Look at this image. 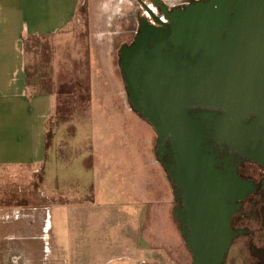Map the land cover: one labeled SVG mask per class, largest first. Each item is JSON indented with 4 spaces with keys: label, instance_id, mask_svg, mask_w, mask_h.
Returning a JSON list of instances; mask_svg holds the SVG:
<instances>
[{
    "label": "crops",
    "instance_id": "obj_1",
    "mask_svg": "<svg viewBox=\"0 0 264 264\" xmlns=\"http://www.w3.org/2000/svg\"><path fill=\"white\" fill-rule=\"evenodd\" d=\"M110 1L88 0L87 4L92 30L90 102L85 120L88 132L96 138L92 139L87 156L82 155L75 163L87 183L79 199L72 196L77 203L68 212L64 211V218L69 223H74L70 221L74 219L77 224H92L97 213L103 225L114 222L112 239L117 255L108 260L146 264L136 258L159 255L147 240L149 216L164 202L163 195L169 193L172 198V184L155 158V132L131 109L128 100L124 101L110 44H103L93 35L106 30ZM78 3L79 0H0V169L25 170L31 174L25 186L22 183L27 176H10L15 180L7 183L11 189L17 188L10 200L5 194L6 180L0 184V243L5 244H0V264L4 258L7 264H20L21 258L23 264H32L29 257L33 255L35 242L43 239L45 226L54 218L52 207L56 209L57 224L63 216L66 183L58 162L64 159L52 158L53 162L51 159L53 174L46 169L50 159L46 135L56 98L50 93L29 90L24 41L28 37L46 38L62 31L74 18ZM98 54L104 59V69L97 61ZM81 128L77 122L78 133ZM38 175L40 180L35 181ZM94 175L100 177L99 184ZM20 177L24 178L20 180ZM124 187L129 197L123 203L111 204V210L108 204L97 205L93 190L118 194ZM84 199L89 203H78ZM150 226L154 233L158 232L156 223ZM176 233L179 234L177 225ZM101 237L104 241L110 240L107 232Z\"/></svg>",
    "mask_w": 264,
    "mask_h": 264
},
{
    "label": "water",
    "instance_id": "obj_2",
    "mask_svg": "<svg viewBox=\"0 0 264 264\" xmlns=\"http://www.w3.org/2000/svg\"><path fill=\"white\" fill-rule=\"evenodd\" d=\"M160 3L158 26L143 23L120 48V75L131 109L155 132L156 160L182 191L188 211L179 220L191 229L184 240L195 248L193 264H221L233 203L253 186L217 174L213 147L236 149L241 120L253 113L249 128L264 139V0L193 1L173 14Z\"/></svg>",
    "mask_w": 264,
    "mask_h": 264
},
{
    "label": "rangeland",
    "instance_id": "obj_3",
    "mask_svg": "<svg viewBox=\"0 0 264 264\" xmlns=\"http://www.w3.org/2000/svg\"><path fill=\"white\" fill-rule=\"evenodd\" d=\"M141 1L152 12L158 13L151 0ZM161 1L171 7L180 6L192 0ZM122 3L124 6L121 5ZM87 4L88 0H79L74 18L59 33L46 38L28 37L24 41L29 90L41 92L42 88L50 89V94L56 98L46 135L49 150L48 159L50 158L46 164V169L51 170L53 174V165L50 167L53 162L52 158L64 159L58 163L59 166L62 165L65 174V193L67 195L66 203L63 204L65 206H62L64 209L61 210L63 216L59 218L58 224L55 217L56 209L52 207L54 218L50 225L45 226L43 239L35 242L32 250L33 255L29 257L32 264H127L126 261L119 259L108 260L110 257L117 255L114 254L116 250L112 239L115 229L114 222L109 223L110 225H103V219L97 213L92 224H77V220L74 219L70 220L74 223H69L64 218V211L67 209L65 212H68V208L77 203L72 199V196L78 198L86 188L87 182L76 168L75 163L79 161L82 155L87 154L88 148L92 146V139L96 138L88 132L87 119L85 120V117L89 114L88 103L76 98L82 95L84 99L89 93L90 36L92 28L89 25ZM108 10L105 17L108 22L107 25L105 24L106 30L93 35L102 40L103 44L105 42L110 44L115 72L121 83V88L124 90V101L127 103V96L118 66L119 50L122 45H128L133 41L139 28V17L148 16V13L137 0H112L108 4ZM102 28L104 27L102 26ZM100 55L98 54L97 61L104 69V59ZM93 58H95L94 52ZM94 62L95 59H93V69L95 68ZM60 91L63 92V95L58 96L57 93ZM77 122L83 127L79 133L76 131ZM69 164H71L70 168ZM68 172L73 175L75 180L69 178L70 174ZM17 174L27 176L22 183L25 186V181L29 179L28 175H31L30 172L25 170L17 172L0 169V184L5 180L6 183L14 182L15 177L11 178L10 176H16ZM24 177H20V180ZM94 177L96 184H99L101 182L100 177L96 175ZM36 180H40V175ZM9 183H7L5 191V194L9 197L7 200H10V196L15 197L17 190L16 187L11 189ZM93 191H95L97 205L104 206L108 204L110 210L113 208L112 205L123 203L126 197H129V194H126L128 191L125 187L118 194L106 190L98 193L97 190ZM161 198L164 199V202L157 205L156 213L153 210V213L149 216L147 227V240L150 247L155 248L159 255L136 259L146 264H190L191 258L187 253L185 241L180 234L176 233L172 198L169 193ZM87 201V199H84V201L78 203L87 204L89 203ZM72 210L74 211V209ZM150 223H156L157 233L153 232ZM249 226L250 228H260V224L256 223L249 224ZM106 232L110 238L108 241L102 240L101 237ZM254 243L258 246H264V231L263 233L259 232L254 237ZM0 244L5 246L4 242ZM247 244V237L237 241L236 246L237 248L240 246V249L236 251L235 247L233 248L228 257V264H257L258 258ZM4 259L3 264H7V258ZM19 261L20 264H23L22 258Z\"/></svg>",
    "mask_w": 264,
    "mask_h": 264
},
{
    "label": "flooded vegetation",
    "instance_id": "obj_4",
    "mask_svg": "<svg viewBox=\"0 0 264 264\" xmlns=\"http://www.w3.org/2000/svg\"><path fill=\"white\" fill-rule=\"evenodd\" d=\"M193 1L201 0H192L186 4L180 6H171L167 7V13H175V9H184L185 6L189 5ZM205 1V0H204ZM152 4L157 8L158 13H154L152 17L148 13V16L139 17V27L143 23L151 24L158 26L155 22L156 19H162L164 13L161 11L158 6L160 3L159 0H151ZM164 4V3H163ZM151 10V9H150ZM152 11V10H151ZM139 29V28H138ZM138 31V30H137ZM134 40V39H133ZM132 43V42H131ZM130 43V44H131ZM128 44V45H130ZM124 46V45H122ZM121 46V47H122ZM120 47V48H121ZM210 112H215L221 114L222 111L208 109ZM257 116L256 113L251 114L250 116L244 117L241 120V125L238 135H243L244 140L240 141L236 149L231 150L230 146H233V143H223L222 145L216 144L213 147V161L214 169L216 173H234L240 180L250 183L253 186V191L248 193L242 200H237L233 204L237 205V208L233 209L230 213V222H229V237L230 244L225 255V261L221 264H228V257L235 247L236 251L240 249V246L237 248V241L243 237L248 238V246L254 251V254L258 258L257 264H264V246H258L254 243V237L264 231V139L262 136L254 133L249 125L252 120ZM255 136H259L258 139H255ZM169 145L167 142L164 144V148H167ZM157 145L155 144V151ZM166 160V156L164 158ZM172 184V201H173V217L176 221L177 231L182 236L184 240V231L188 233L191 232L189 226H182L179 218L184 217L187 214L188 207L186 206L182 191L175 184ZM200 208L194 210L193 214L197 215L200 213ZM260 224V228H250L249 224ZM262 230V231H261ZM183 232V233H182ZM185 241V240H184ZM186 246V242H185ZM187 253L191 258V263L193 264V251L194 247L187 248ZM236 257V256H234Z\"/></svg>",
    "mask_w": 264,
    "mask_h": 264
},
{
    "label": "trees",
    "instance_id": "obj_5",
    "mask_svg": "<svg viewBox=\"0 0 264 264\" xmlns=\"http://www.w3.org/2000/svg\"><path fill=\"white\" fill-rule=\"evenodd\" d=\"M27 79H28V75H27ZM88 89H89V83H88ZM41 92H43V93H50V89H47L46 90V88H42L41 89ZM66 93H69V92H66ZM57 95L58 96H61V95H63V92L60 91L59 93H57ZM85 97L86 98L83 99V96L81 95V96H77L76 98H78L81 101L87 102L88 103V107H89V102H90V95H89V93H88V96L86 95Z\"/></svg>",
    "mask_w": 264,
    "mask_h": 264
}]
</instances>
